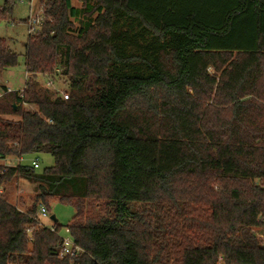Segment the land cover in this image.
I'll use <instances>...</instances> for the list:
<instances>
[{
    "label": "trees",
    "instance_id": "1",
    "mask_svg": "<svg viewBox=\"0 0 264 264\" xmlns=\"http://www.w3.org/2000/svg\"><path fill=\"white\" fill-rule=\"evenodd\" d=\"M77 1L40 0L25 90L0 96V160L55 159L0 164V264H264V0ZM18 63L0 36V74ZM14 178L75 208L76 257Z\"/></svg>",
    "mask_w": 264,
    "mask_h": 264
},
{
    "label": "rangeland",
    "instance_id": "2",
    "mask_svg": "<svg viewBox=\"0 0 264 264\" xmlns=\"http://www.w3.org/2000/svg\"><path fill=\"white\" fill-rule=\"evenodd\" d=\"M38 1V2H37ZM30 0H17L13 13L11 16H7L6 18L0 19V36L4 37L8 40V43L12 50L16 51L19 54V63L16 66L10 67L4 70L0 74V92H3V88L5 86L11 87L13 91H20L24 89L27 81V72H26V42L29 38V27L27 24V19L31 14V4ZM4 0H0V5H3ZM75 5H80L77 0H73ZM37 7L42 8L39 0H36V4L34 5V9ZM210 72L215 74L216 71L211 68ZM218 74V73H217ZM50 77L47 76H39L40 85L44 88H50L52 91H56L60 93V91L69 92V81L65 77L55 78L53 79L54 84H49ZM33 108V106H31ZM3 118H8L11 120H18L19 117L16 115H3ZM33 160H38L37 166H35L38 172H42L45 168L51 167L55 164V159L50 153H37V154H29L22 158L19 161L16 157H9L8 160L3 162V165L10 164H19L22 163L24 165H32ZM0 163V164H1ZM36 185L32 182H29L23 178H14L9 182H5L1 189L4 190L3 196L13 204H16L21 209L28 210L32 208L34 205H40L41 201H37ZM49 208V217H45L39 215L41 222L47 227L54 226L55 222L51 220L52 215H56L58 219V225L60 226V233L63 237L71 238L70 230L68 225L71 223L74 215L75 208L68 203H62L57 199L50 200ZM165 211L168 212L167 208L173 207L171 204H164ZM140 205H135V208H139ZM140 209V208H139ZM169 213H174V208ZM153 213L148 217L151 219V222L154 223L156 217H154ZM173 214L168 215L166 219L163 220L162 223H168V220H171ZM167 220V221H166ZM163 225V224H162ZM159 226V222L157 224ZM164 226V225H163ZM10 264H20V263H10Z\"/></svg>",
    "mask_w": 264,
    "mask_h": 264
},
{
    "label": "built area",
    "instance_id": "3",
    "mask_svg": "<svg viewBox=\"0 0 264 264\" xmlns=\"http://www.w3.org/2000/svg\"><path fill=\"white\" fill-rule=\"evenodd\" d=\"M32 1L31 4V14L30 16L28 17L27 19V24H28V27H29V35H33L35 33H37L38 29H40L41 25L43 24L44 22V19H45V12H44V9H43V6L42 8H39L37 7V9H34V5L36 4V0H30ZM38 2V1H37ZM48 77V76H47ZM49 84L50 85H53L54 82H53V78H49ZM25 88L24 89H21L20 92H21V95L23 94ZM9 92H13V90L11 89V87H6L5 90H3V92H0V96H2L3 94H6V93H9ZM60 94L61 96H63L64 99H69V92H66V91H60ZM32 164L37 166L38 164V160H33L32 161ZM11 165V164H10ZM1 193V191H0ZM38 217L39 215H42V216H45V217H49V211L48 209L46 208V206L44 204H40L39 205V208H38ZM52 230H54V228L52 227ZM258 236L261 238V239H264V235L263 234H258ZM81 251V248L76 245V243L74 242V240L72 238H68V237H62V247H61V251H60V254L61 256L65 257V256H68L70 258H74L76 257L79 252Z\"/></svg>",
    "mask_w": 264,
    "mask_h": 264
},
{
    "label": "water",
    "instance_id": "4",
    "mask_svg": "<svg viewBox=\"0 0 264 264\" xmlns=\"http://www.w3.org/2000/svg\"><path fill=\"white\" fill-rule=\"evenodd\" d=\"M50 218H51V220H53L54 222H57V221H58L56 215H52Z\"/></svg>",
    "mask_w": 264,
    "mask_h": 264
},
{
    "label": "crops",
    "instance_id": "5",
    "mask_svg": "<svg viewBox=\"0 0 264 264\" xmlns=\"http://www.w3.org/2000/svg\"><path fill=\"white\" fill-rule=\"evenodd\" d=\"M6 87H7V86H6ZM6 160H8V159H6ZM6 160H0V163L3 162V163L5 164V161H6ZM19 160H20V159H19ZM20 161H21V160H20ZM3 163H1V164H3ZM11 165H15V164H11Z\"/></svg>",
    "mask_w": 264,
    "mask_h": 264
}]
</instances>
